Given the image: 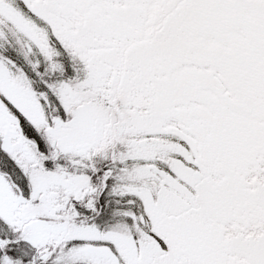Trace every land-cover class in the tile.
<instances>
[{
  "label": "snow or ice",
  "instance_id": "obj_1",
  "mask_svg": "<svg viewBox=\"0 0 264 264\" xmlns=\"http://www.w3.org/2000/svg\"><path fill=\"white\" fill-rule=\"evenodd\" d=\"M0 264H264V0H0Z\"/></svg>",
  "mask_w": 264,
  "mask_h": 264
}]
</instances>
